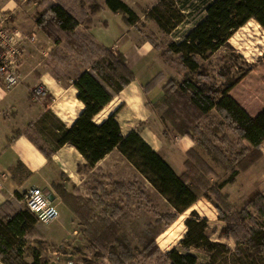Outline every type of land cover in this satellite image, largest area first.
<instances>
[{
	"label": "trees",
	"instance_id": "1",
	"mask_svg": "<svg viewBox=\"0 0 264 264\" xmlns=\"http://www.w3.org/2000/svg\"><path fill=\"white\" fill-rule=\"evenodd\" d=\"M105 7L122 14L128 26L135 25L140 19L123 0H105ZM102 8V5L92 3L87 29L93 25V16ZM194 13H199V17H195L180 41L172 42L168 49L179 56L184 68L183 77L172 78L165 85L163 98L160 104H156V108L161 112V119L167 129L172 125L177 134L194 140L216 162L228 159L223 146L229 140L222 133V126L227 124L240 140L249 142L255 155L251 160L253 163L262 156L260 147L264 142V108L258 115L251 116L230 94L240 79L231 81L228 85L208 83L202 61L208 60L223 48L234 33L250 20H256L264 28V0H188L187 5L179 4L176 0H159L146 12V16L169 34ZM35 18L38 27L56 44L51 52L55 63L69 62L58 51L64 43L83 65V70L76 72L74 85L85 109L71 128L60 131L57 145L72 144L85 157L89 167L118 149L168 199L175 210L169 216H158L143 229L138 224L132 227L141 248L134 245L124 228L121 217H126V214L118 203H107L101 198V211L98 215L90 207L94 201H84L59 189L71 210L87 220L84 223L85 234L95 253L94 259H85L84 263L96 264L94 260L104 259L110 264H135L136 252L145 257L161 254L156 239L164 226L171 224L180 213L196 203L201 193L210 199L206 191H202V187L209 184L205 176L213 174V169L207 161L200 158L196 149H190L185 162L187 170L183 175H178L138 131L123 135L115 114L97 124L94 117L113 99L114 94L134 80L125 55L101 44L88 31L83 32L78 19L61 4H49L38 11ZM53 71L60 76L56 69ZM214 109L222 117L223 124H212L207 133L200 121ZM39 148L51 157L50 152L41 146ZM237 172L234 171L222 185L233 183ZM112 185L114 193L123 192L126 188L125 184L118 182ZM22 197L23 194L16 193V199L21 200ZM217 209L219 218L226 222L220 230V237L232 238L236 248L213 241L208 234V220L201 218L197 212H192L185 220L187 231L179 242L181 250L173 248L164 253L167 264H198V257L191 252L193 248L203 249L212 262L217 260L220 253L233 252L253 260L260 258L264 264V195L258 193L248 202L239 213L241 217L237 221L234 216L222 213L218 205ZM246 219L248 223H245ZM38 224L36 215L25 205L17 207L14 201L2 204L0 262L40 264L39 253H34L33 261L29 262L24 257L23 249L27 238L39 235Z\"/></svg>",
	"mask_w": 264,
	"mask_h": 264
},
{
	"label": "crops",
	"instance_id": "2",
	"mask_svg": "<svg viewBox=\"0 0 264 264\" xmlns=\"http://www.w3.org/2000/svg\"><path fill=\"white\" fill-rule=\"evenodd\" d=\"M123 1L131 7L128 0ZM93 2L103 5V8L93 16L89 33L106 47L122 52L134 74V80L114 94L113 99L93 120L100 124L115 114L123 135L138 131L178 175H183L187 170V152L190 149L198 150L194 140L187 136L174 134L170 137L171 132L167 134L169 128H166L161 119V112L156 108V104H160L163 98L165 85L176 76L175 69L169 65L155 44L147 38H142L141 33L135 32L133 26L125 23L121 24V36L117 42L113 45L107 44L108 36L102 31V26L106 23L102 15H108L109 9L105 7V0H0V13L9 15L7 25L29 36L35 35V40L29 41L23 52L21 83L6 90L0 80V206L7 201H14L17 207H21L23 204L21 200L16 199V193L22 195L33 186L41 187L49 191L59 208L60 215L57 219H60L62 225V236H65L66 224L69 222L78 221L85 228L84 223L87 220H83L81 215L71 210L60 195L59 189L84 201H94L90 207L99 215L100 200L103 199L101 190L105 188L107 203H113L108 199L117 194L113 192L114 188L111 192L107 191L109 185L105 182H110L108 178L112 176L99 177L95 180L98 189L93 188L87 192L86 171L101 169L103 173L116 175L120 168L114 162L118 159L119 163L129 165V170L128 167L125 169L129 171L130 178L133 175V165L118 149L89 167L85 157L72 144L57 145L60 131L74 125L84 111L85 104L79 100L78 89L74 85L76 73L58 77L53 71L54 59L51 52L56 44L38 27L35 15L49 4L58 3L78 19L83 31V21L90 16L88 6ZM125 37L129 38L130 45L123 50L122 44L119 46V43ZM38 85H43L47 90L42 99H35L31 94L32 89ZM230 94L251 116L258 115L264 108L252 112L239 98ZM208 116L213 118V122L223 121L216 109L203 120ZM242 142L250 147L249 142ZM39 146L50 152L51 157L44 154ZM262 150L264 151V142ZM127 173L125 184L128 182ZM114 182L123 181L115 178L109 184L112 186Z\"/></svg>",
	"mask_w": 264,
	"mask_h": 264
},
{
	"label": "rangeland",
	"instance_id": "3",
	"mask_svg": "<svg viewBox=\"0 0 264 264\" xmlns=\"http://www.w3.org/2000/svg\"><path fill=\"white\" fill-rule=\"evenodd\" d=\"M176 1L183 5H187L188 2V0ZM128 2L140 17L139 21L133 25L135 32L141 33L142 38H147L155 44L169 65L175 69L176 76L174 78L182 79L184 68L180 63L179 56L168 50L169 45L172 42L180 41L186 30L193 24L195 17H199V13H194V15L187 17L184 23L168 34L146 16V12L157 4L159 0H128ZM91 5L87 9L90 12ZM78 15H80V11ZM102 16L106 19L105 26H102V31L108 36L107 44L113 45L121 36V24L125 23L123 15L114 13L108 9V15ZM88 19L89 17L83 21V25L85 26L83 32L85 33L89 30L86 25ZM120 44H122L123 50L129 47V38L125 37L120 41L119 46ZM58 51H60L59 54L61 56H66L68 58L66 60L69 61L63 64L58 61L57 63L54 62L52 69H56V72L60 76L62 74L64 77L70 76L82 69L81 60L73 56L74 54L64 43L61 44ZM113 51H116V49H113ZM263 57L264 28L256 20L252 19L240 27L223 48L210 56L208 60L202 61V63L208 75V83L228 85L231 81L240 79L230 93L239 98L250 111L255 112L264 107ZM202 120L200 121V125L207 133H209L208 130L212 124L221 123L218 121L213 122L211 116ZM222 129V133L229 140L227 145L223 146V150L228 157L227 160L224 159L221 162H216L202 148L198 147L197 150L200 158L202 157L207 161L214 171L213 174L205 176L209 184L202 187V191H206L210 199L201 193L200 199L196 203L180 213L171 224L164 226V230L156 239L161 249V254L145 257L136 252L135 264H167L164 253L173 248L181 250L179 242L187 231L185 220L191 216L192 212H197L201 218L208 220V234L213 241L225 243L232 249L236 248V244L232 238L220 237V230L226 225V222L219 218L217 205L222 209V213L234 216L237 221L241 217L239 213L248 202L254 199L258 193L264 195V151L262 150V144L260 147L262 156L252 163L251 160L255 157L253 149L251 147L247 148L238 135L227 127V124H224ZM167 131V134L171 132L170 137L177 134L172 125ZM216 154L219 157L218 151ZM236 157L238 160L235 159ZM117 160L114 164L119 166L120 169L116 175L108 174L107 172L103 173L101 169L92 172L87 170L85 191L89 192L93 188L98 189V184H96L97 181L95 180L103 176L109 177L111 175L112 177L108 178L110 182H113L117 178L118 181L121 182L122 180V183L125 184V174L128 172V182L125 184L126 188L123 192H118L116 195L109 197L108 201L119 203L123 207L126 214V217H121L123 226L129 233V237L132 239L134 245L141 247L137 236L132 231V227H136L135 224H138L143 229L148 222L154 221L158 216H169L175 210L168 199L162 196L131 162L133 165L132 178L129 176V165L121 164ZM126 167H128L127 171ZM236 170L238 172L235 175V181L222 185ZM110 182H105L109 185L107 187V191L109 192L114 188L113 185L112 187L109 184ZM219 185L222 186L219 187ZM104 194L105 188L101 190L100 194L103 195V199L105 200ZM245 223H248L247 219ZM61 227L60 219L45 224L40 222L38 224L39 235L26 239V245L23 248L25 259L32 262L34 253H39L40 264H85V259H94L95 250L87 239V235L84 232L85 228L78 221L73 220L69 224H66L65 236H62ZM191 252L198 257V264H262V259L260 258L253 260L233 252L227 254L220 253L215 262L211 261L203 249L193 248ZM94 261L96 264H110L104 259Z\"/></svg>",
	"mask_w": 264,
	"mask_h": 264
},
{
	"label": "built area",
	"instance_id": "4",
	"mask_svg": "<svg viewBox=\"0 0 264 264\" xmlns=\"http://www.w3.org/2000/svg\"><path fill=\"white\" fill-rule=\"evenodd\" d=\"M9 15L0 13V80L6 90L21 83V61L25 46L29 41L35 40V35H28L23 31L7 25ZM35 99L46 96L47 90L43 85L35 86L31 91ZM31 212H33L39 223H49L56 220L60 211L57 204L52 201L49 194L41 187L29 188L21 199Z\"/></svg>",
	"mask_w": 264,
	"mask_h": 264
},
{
	"label": "water",
	"instance_id": "5",
	"mask_svg": "<svg viewBox=\"0 0 264 264\" xmlns=\"http://www.w3.org/2000/svg\"><path fill=\"white\" fill-rule=\"evenodd\" d=\"M45 192L49 194L50 199L53 201L54 200V197L51 196V194L49 193V191H45Z\"/></svg>",
	"mask_w": 264,
	"mask_h": 264
}]
</instances>
